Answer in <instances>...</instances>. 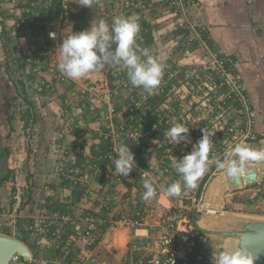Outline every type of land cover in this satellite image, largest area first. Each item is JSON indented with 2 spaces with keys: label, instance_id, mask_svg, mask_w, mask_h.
<instances>
[{
  "label": "crops",
  "instance_id": "obj_1",
  "mask_svg": "<svg viewBox=\"0 0 264 264\" xmlns=\"http://www.w3.org/2000/svg\"><path fill=\"white\" fill-rule=\"evenodd\" d=\"M124 1L98 0L92 9L75 0H0V172L4 176L9 165L20 160L11 147L17 134L22 133L23 146L28 148L20 151L26 154L23 165L17 162L21 170L19 185L28 188V194L21 199L24 207L20 208L16 221L19 217L37 216L41 205L53 211L73 204L74 220L67 225L64 237L72 252H77L86 264H129L131 241L149 236L144 226H117L116 212L131 215L138 211L147 222L171 205L165 194L151 201L142 199L145 189L139 169L150 164L160 168L170 166L165 182L180 180L171 167V159L190 152L202 137V128L215 132L207 172L220 170L216 161L222 160L223 151L236 144L264 147V0H185L189 21L208 34L227 67L240 76L245 103L239 101L228 85L215 87L206 78L209 56L203 49L201 40L207 42L202 36L193 42V49L182 53L180 39L174 34L177 18L166 0H129L131 5ZM129 14L140 17L139 35L143 40L138 43L163 62L164 71L161 84L152 94L138 88L140 95L146 96L139 106L143 118L139 129L143 131L156 124L147 144L140 147L124 133L117 132L119 139L129 144L137 162L128 177H121L115 172L116 158L99 157V152L104 143L106 114L111 112L115 126L128 127L125 109L136 90L130 84L123 86L128 80L126 71L105 68L88 79L74 81L57 69V58L58 45L71 29L78 32L89 27L91 21L104 18L111 23L113 17ZM52 31L57 34L56 40L49 36ZM19 59L27 63L22 77L33 106L27 127L23 126L18 111H26L29 104L16 99L11 75L17 72ZM170 71H174L171 79ZM214 77L220 81L217 72ZM102 87L109 88L108 98L99 91ZM174 123L189 127L187 145L184 142L172 145L165 138L164 133ZM20 124L23 132L16 131ZM230 126H239L238 138L229 131ZM166 144L171 147L168 154L163 152ZM252 165L257 166L261 182L264 161L249 162L247 168ZM249 186L247 190L244 187L246 191L241 196L256 194L258 189ZM78 188L82 191L79 197ZM12 200L11 190L0 182V229L5 222L2 219L7 218L2 213L11 208ZM103 200L112 202V217H107L100 207ZM89 216L105 220L91 248L81 235ZM10 227L7 228L10 235L20 234L18 228ZM28 238L36 247L31 264H59L57 256L64 252L53 250L49 232L35 227Z\"/></svg>",
  "mask_w": 264,
  "mask_h": 264
},
{
  "label": "built area",
  "instance_id": "obj_2",
  "mask_svg": "<svg viewBox=\"0 0 264 264\" xmlns=\"http://www.w3.org/2000/svg\"><path fill=\"white\" fill-rule=\"evenodd\" d=\"M126 5H131V1L125 0ZM185 0H166V4L171 6V11L174 16H176V28L181 27L183 32H180L178 39H183L185 42L190 43L198 39H201V29L193 25L187 18V13L185 10ZM55 32V31H52ZM56 33V32H55ZM142 36L139 35V40L142 41ZM180 42V41H179ZM178 42V43H179ZM204 51L208 54L209 59L206 62L205 76L209 79L212 86L217 87L221 84H226L230 87L232 93H234L239 101L245 103V99L241 92L240 86V76L233 72V70L227 67V63L224 57L219 56L210 51L209 46L201 40ZM183 44V43H182ZM180 46V44H179ZM217 72L220 81H216L214 73ZM174 76V71L168 72V78L171 79ZM166 82L162 83L165 87ZM130 84L127 80L123 82V86ZM131 85V84H130ZM100 89L102 96L108 98L110 90L107 87H102ZM136 92L132 93L129 97V104L126 106L125 112L127 116V125H120L119 127L113 124L111 118V112L105 115V129L102 132V139L108 141L110 144L109 151L105 155L109 158L114 156L117 157V149L123 143L117 132L124 133L128 138H131L136 145L142 147L147 144V140L156 127V124L150 126L143 131L139 128L140 121L143 120L142 114L139 111V106L146 98L145 94L138 92V88H134ZM138 126L130 127V124H137ZM239 126H230L229 131L233 133L235 138H238ZM206 130L205 128H202ZM191 134V131H189ZM202 132V131H201ZM164 154L171 152V147L166 144L163 147ZM223 151L222 160L224 159ZM19 153L20 160L11 163L9 165V177L3 180V183L8 184L11 190L12 198L14 202L11 208L4 211L2 215L7 216V225L14 226L16 219L21 208V185L19 174L22 162L25 159V152ZM0 154H1V143H0ZM102 157V156H99ZM17 162H19L17 164ZM97 169L100 167L97 166ZM156 169L159 171L157 172ZM170 166L160 168L154 164H150L146 167L139 169V176L144 180L145 174L149 177H156L157 197L161 194H165L164 189L170 185L165 181V174L169 173ZM0 172V179H2ZM78 181L74 179V182ZM183 183V181L181 182ZM204 188V185H203ZM203 188L199 193V185L195 188H187L182 191L177 200L174 197H169L171 205L166 208L164 212L161 213L157 218L151 221L144 222L140 217L141 212H135L131 215L123 214L122 212H116L118 217L115 220V224L119 227H141L144 226L149 232V236L145 238H137L131 241L129 250L131 254H136L135 257L130 256L129 264H213V257L217 255V252L211 250L206 246L204 235L196 228L192 216L193 214L198 217L201 210L205 208V202L203 201ZM100 207L106 211L107 217H112L114 215L113 205L110 200H103ZM73 204H68L64 207V211L59 210L50 211L46 206L42 205L39 207V213L35 216L37 221L36 225L31 227V232L35 227L43 228L45 231L49 232L53 241V250L60 248L64 254L57 256L59 264H86L84 260L81 259L77 252H72L69 247L67 239L64 237L65 233L68 232L67 225L69 222L74 220L72 214ZM209 209V208H208ZM222 211L219 208H214L213 210ZM58 221V228L50 232L49 226L52 222ZM105 222L104 219H98L94 216H89L85 220L84 231L82 232V239L88 248L95 246L97 240V231L100 225ZM56 256L55 253H52ZM61 260V261H60Z\"/></svg>",
  "mask_w": 264,
  "mask_h": 264
},
{
  "label": "clouds",
  "instance_id": "obj_3",
  "mask_svg": "<svg viewBox=\"0 0 264 264\" xmlns=\"http://www.w3.org/2000/svg\"><path fill=\"white\" fill-rule=\"evenodd\" d=\"M80 6L94 8L98 0H75ZM140 17L136 14L118 15L111 23L101 18L91 21L84 30L71 32L64 36L58 45L57 69L68 79L77 81L88 79L91 74L105 68L123 69L129 83L134 88H142L149 95L159 87L163 77L164 64L152 51L138 43L141 32ZM51 39L57 34L49 32ZM202 137L193 145L192 150L182 158H172L171 167L180 176L164 191L169 197H179L187 188H195L198 180L207 172L211 160L210 152L214 142L211 137L215 132L201 129ZM189 127L174 123L165 133V138L172 145L190 142ZM153 159V155L150 161ZM264 161V147L236 144L224 153L223 160L216 161V167L232 178L246 174L249 162ZM115 172L121 177H128L137 166L135 155L129 144L121 143L114 161ZM158 172L159 170L156 169ZM181 180L183 183H181ZM156 177L145 174L142 199L151 201L157 196ZM256 257L245 248L221 250L213 257V264H254Z\"/></svg>",
  "mask_w": 264,
  "mask_h": 264
},
{
  "label": "water",
  "instance_id": "obj_4",
  "mask_svg": "<svg viewBox=\"0 0 264 264\" xmlns=\"http://www.w3.org/2000/svg\"><path fill=\"white\" fill-rule=\"evenodd\" d=\"M260 180L257 166L252 165L239 178L229 177L224 172L221 189L225 191L242 188L259 183ZM217 202L219 204V200ZM192 220L204 235L206 246L217 254L221 250L241 247L254 253V264H264V219L222 214L219 210L205 207L198 217L193 214ZM19 259L32 261L28 246L16 237L0 233V264H16Z\"/></svg>",
  "mask_w": 264,
  "mask_h": 264
},
{
  "label": "trees",
  "instance_id": "obj_5",
  "mask_svg": "<svg viewBox=\"0 0 264 264\" xmlns=\"http://www.w3.org/2000/svg\"><path fill=\"white\" fill-rule=\"evenodd\" d=\"M180 32H183V29L181 27L176 28V30L174 31V34L179 35ZM201 36L202 39L204 41L207 42V44L209 45V48L211 49V51H213L215 54L222 56L220 53H218L217 49L215 48L212 39L210 37H208V34H206L204 31L201 32ZM183 43V44H182ZM195 43V42H194ZM194 43L190 42L187 43L185 42V40L180 39V46L179 49L182 51V53H184L185 51H189L191 49H193ZM27 63L24 60H18V66H17V72L12 73L11 75L13 76V81H14V85L16 88V99L21 98L23 101H25L27 104H29V108H26L25 110H19V118L23 121V126L27 127V125L29 124V121L31 120L30 116H31V109H32V102L28 99V95H27V91H26V85H25V81L22 77V71H24L25 67H26ZM21 104V103H20ZM19 105L17 104V107ZM27 114V116H26ZM138 126L137 124H130V127L132 126ZM129 127V125H128ZM109 147L110 144L108 141H104L103 145L100 147V152L99 155L100 156H104L108 153L109 151ZM115 158H117L116 156H114ZM212 173V171H208L205 176L203 177L200 185H199V193L200 190L203 188L204 183L206 182V180L208 179V177L210 176V174ZM9 177V173L6 172V174L4 175V177L2 179H0V182H3V180H6ZM26 181L28 182V175L26 177ZM249 187H253V188H257V192L254 196L252 197H243L240 195H235L232 198V202L236 203V202H240L244 205L248 206L249 212L252 214H259V215H264V178L260 183H255L250 185ZM80 188V187H79ZM78 188V190H79ZM22 190V194H21V199L23 198H27L26 194H28V188L26 187H21ZM82 193L81 189L78 191L77 197H79V195ZM76 197V198H77ZM13 203V200L12 202ZM42 206V205H41ZM50 207V205H48ZM24 207V205H21V208ZM40 207V206H39ZM59 210L60 212L64 211L61 207L53 209V211ZM37 223L35 217H33V215H28L27 217H22L18 219L17 224H18V231H19V235H17L16 237H18L19 239H21L30 249V251L32 252L33 258L36 257V247L35 245L29 241V235L31 233V227L35 226ZM55 225V226H53ZM56 226H58V221L54 220L52 222V224L50 225V232L54 231L56 229ZM5 232H2L6 235H9V231L7 228H4ZM66 238V237H65ZM57 251H62L60 248H58ZM130 253V252H129ZM136 254H131L130 256H133V258L135 257ZM137 257V255H136ZM19 262L22 264H31V262H25L22 259H19Z\"/></svg>",
  "mask_w": 264,
  "mask_h": 264
},
{
  "label": "rangeland",
  "instance_id": "obj_6",
  "mask_svg": "<svg viewBox=\"0 0 264 264\" xmlns=\"http://www.w3.org/2000/svg\"><path fill=\"white\" fill-rule=\"evenodd\" d=\"M22 130H23L22 125L21 124L18 125L16 131L18 132V131H22ZM30 130H31V127H30V129H28V131H30ZM22 135H23L22 133L21 134L20 133L17 134V137H16V139L13 142V145L11 147V150L14 153L18 154L17 156H19L20 151H22L23 147H25V146H23V141L21 140L22 139ZM27 148L28 147L26 146L25 149H27ZM21 165H23V164H21ZM223 173H224L223 170H216L214 173H211V175L208 177V179L206 180V182L204 184V188H203V201H202V204L205 202L207 188H208L209 184L211 183V181L216 176L221 175ZM261 176H263V178H264V170H263V173H262ZM5 185L8 186V184H5ZM3 187H5V186H3ZM245 188L247 190L248 186H246ZM245 188L244 187H242V188L236 187V188H234L232 190H225L224 192L221 191L220 193H218L216 195H213L211 197V199H210V207L211 208H209V209H214V208L217 207V208H219L222 211V214H231V215H238V216H246V217L264 219V215L250 213L247 205H244V204H242L240 202H236V203L232 202L233 196H235L236 194L237 195L242 194V192L246 191ZM174 200H177V198L174 197ZM218 200H219V204H217ZM2 220H5V222L3 223L2 227H1L2 229H0V231L5 232V229H3L4 227L5 228H11V227L9 225H7V218L6 219L3 218ZM16 228H19L18 224H17V221L14 224V229H16ZM2 232H1V234H3ZM16 235L17 234H11L10 236L16 237ZM16 238L19 239L18 237H16ZM19 240H21V239H19ZM16 264H22V263H20L19 260H18L16 262Z\"/></svg>",
  "mask_w": 264,
  "mask_h": 264
},
{
  "label": "bare ground",
  "instance_id": "obj_7",
  "mask_svg": "<svg viewBox=\"0 0 264 264\" xmlns=\"http://www.w3.org/2000/svg\"><path fill=\"white\" fill-rule=\"evenodd\" d=\"M221 186H222V174L216 176L211 181V183L209 184V186L207 188L206 198H205V207L206 208H211L210 207V199L213 195H216L222 191ZM210 210H213V209H210Z\"/></svg>",
  "mask_w": 264,
  "mask_h": 264
}]
</instances>
